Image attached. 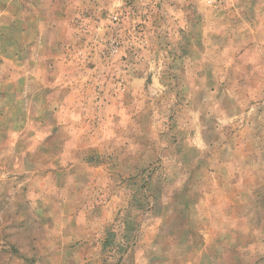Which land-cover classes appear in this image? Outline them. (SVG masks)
Returning <instances> with one entry per match:
<instances>
[{
    "label": "rangeland",
    "instance_id": "obj_1",
    "mask_svg": "<svg viewBox=\"0 0 264 264\" xmlns=\"http://www.w3.org/2000/svg\"><path fill=\"white\" fill-rule=\"evenodd\" d=\"M0 264H264V0H0Z\"/></svg>",
    "mask_w": 264,
    "mask_h": 264
}]
</instances>
